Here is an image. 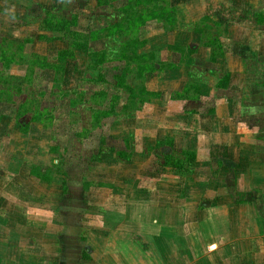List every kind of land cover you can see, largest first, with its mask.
I'll use <instances>...</instances> for the list:
<instances>
[{
	"label": "rangeland",
	"instance_id": "374dc122",
	"mask_svg": "<svg viewBox=\"0 0 264 264\" xmlns=\"http://www.w3.org/2000/svg\"><path fill=\"white\" fill-rule=\"evenodd\" d=\"M189 41L210 56H246L242 95L253 106L243 129L264 130V0H0L4 207L25 206L28 194L31 213L72 212L82 196L99 211L128 197L138 168L146 187L149 170L181 159L184 140L169 136L178 107L165 98L180 76L169 65L193 51ZM254 251L243 264L264 260Z\"/></svg>",
	"mask_w": 264,
	"mask_h": 264
},
{
	"label": "crops",
	"instance_id": "0c3cea01",
	"mask_svg": "<svg viewBox=\"0 0 264 264\" xmlns=\"http://www.w3.org/2000/svg\"><path fill=\"white\" fill-rule=\"evenodd\" d=\"M187 45L193 51L177 53L169 65L180 76L164 100L178 107L179 126L169 136L173 143L184 140L180 155L186 161L149 170L146 187L147 170L138 168L128 197L117 206L102 202L99 211L80 196L72 212L31 213L28 194L25 206L18 200L8 210L2 187L8 178L1 173L0 264H226L232 258L243 264L245 252H264V130L243 129L253 106L242 95L246 56H210L206 45ZM206 74L219 76L211 83Z\"/></svg>",
	"mask_w": 264,
	"mask_h": 264
},
{
	"label": "trees",
	"instance_id": "16d2710c",
	"mask_svg": "<svg viewBox=\"0 0 264 264\" xmlns=\"http://www.w3.org/2000/svg\"><path fill=\"white\" fill-rule=\"evenodd\" d=\"M156 19H157V18H156ZM0 59H4V58L0 57ZM138 66H139L141 72L144 73V70H146V69H145V66H141V65H138ZM0 73H1V70H0ZM99 112H100V111H99ZM99 112H98V113H99ZM102 112H103V111H102ZM102 112H100V113L103 114ZM186 159H187V157H186ZM186 159H180V160H179V163L182 164V162H184V160L186 161Z\"/></svg>",
	"mask_w": 264,
	"mask_h": 264
}]
</instances>
